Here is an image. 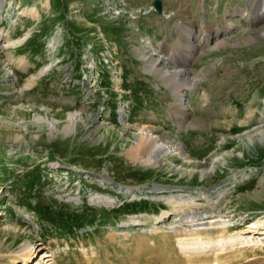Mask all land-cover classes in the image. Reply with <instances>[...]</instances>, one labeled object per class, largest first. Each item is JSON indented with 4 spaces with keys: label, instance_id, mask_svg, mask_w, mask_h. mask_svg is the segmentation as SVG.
I'll return each mask as SVG.
<instances>
[{
    "label": "rangeland",
    "instance_id": "1",
    "mask_svg": "<svg viewBox=\"0 0 264 264\" xmlns=\"http://www.w3.org/2000/svg\"><path fill=\"white\" fill-rule=\"evenodd\" d=\"M156 1L0 0V264H264V20Z\"/></svg>",
    "mask_w": 264,
    "mask_h": 264
},
{
    "label": "bare ground",
    "instance_id": "2",
    "mask_svg": "<svg viewBox=\"0 0 264 264\" xmlns=\"http://www.w3.org/2000/svg\"><path fill=\"white\" fill-rule=\"evenodd\" d=\"M262 4V5H261ZM249 5H250V12L252 13V18L256 19V20H264V9H261L262 6H264V0H249ZM260 6V7H259ZM259 7V8H257ZM254 9V10H253ZM242 18L246 19L247 22H250L251 20H248V13L247 12H243L242 13ZM263 16V17H262ZM210 33L209 31H207V34ZM206 33H203L201 38H200V46L201 45H206L209 42V37ZM1 37V34H0ZM26 38H23L21 41H19L20 43L24 42ZM160 57V56H159ZM150 59V58H149ZM160 59V58H159ZM20 64L23 63V61L21 60L19 62ZM154 66L157 65V63L154 62L153 64ZM159 72H161L159 70ZM161 74H164L166 76H169L171 74L167 72H161ZM37 80L36 76H33L30 80H28V83L26 84L27 88H31L35 82ZM179 107L180 110L176 109L175 112H181V113H186L187 108L184 106L183 103V94L180 93L179 95ZM185 117V116H184ZM72 126H68L66 128L67 132H70L72 130ZM140 143L137 145L139 147H137L136 151L133 153V155L138 156V162L147 164V165H153L156 164L157 161L159 160V158L161 156H168L174 152H176V148L174 149V146L169 143V142H164L159 136L155 135L152 131L147 130V129H142L141 132V137H140ZM178 150V149H177ZM180 151V150H178ZM259 226H250L249 229L247 230V232L249 233H255V234H261L262 236H264V230L263 231H258ZM246 234V233H245ZM258 245V248L263 245L261 244H244V246L242 247H252ZM40 250V248H24L21 253L18 255L19 257L23 258V259H27L28 261H30L31 259H33V257L36 256L37 251ZM46 257H50L49 254H46ZM50 260H47V262Z\"/></svg>",
    "mask_w": 264,
    "mask_h": 264
},
{
    "label": "water",
    "instance_id": "3",
    "mask_svg": "<svg viewBox=\"0 0 264 264\" xmlns=\"http://www.w3.org/2000/svg\"><path fill=\"white\" fill-rule=\"evenodd\" d=\"M154 7L159 15L163 13V4L161 0H157L154 4Z\"/></svg>",
    "mask_w": 264,
    "mask_h": 264
},
{
    "label": "trees",
    "instance_id": "4",
    "mask_svg": "<svg viewBox=\"0 0 264 264\" xmlns=\"http://www.w3.org/2000/svg\"><path fill=\"white\" fill-rule=\"evenodd\" d=\"M67 231H69V230H67Z\"/></svg>",
    "mask_w": 264,
    "mask_h": 264
}]
</instances>
